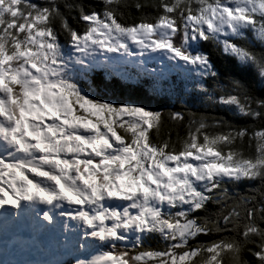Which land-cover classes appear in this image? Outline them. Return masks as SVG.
<instances>
[{
	"label": "snow or ice",
	"instance_id": "snow-or-ice-1",
	"mask_svg": "<svg viewBox=\"0 0 264 264\" xmlns=\"http://www.w3.org/2000/svg\"><path fill=\"white\" fill-rule=\"evenodd\" d=\"M0 264H264V0H0Z\"/></svg>",
	"mask_w": 264,
	"mask_h": 264
},
{
	"label": "trees",
	"instance_id": "trees-1",
	"mask_svg": "<svg viewBox=\"0 0 264 264\" xmlns=\"http://www.w3.org/2000/svg\"><path fill=\"white\" fill-rule=\"evenodd\" d=\"M92 2L98 4V0H92ZM203 47L208 48L210 46L203 45ZM214 59L216 60L217 65L222 72H230L233 74H237L240 77H247L250 75L247 68L245 66L239 65L237 61L232 57H219V56L214 55ZM98 76L102 77V74H98ZM113 84L118 86L117 87L118 92L125 93L127 97H130L133 99H145L146 100V98L142 95L143 87L145 85H138L134 81L125 82L124 84H121L119 80H114L113 82L107 84V86L112 87ZM146 102L150 103L153 107H160L168 103L166 100H159V101L146 100ZM165 131H167V129H165ZM181 131L183 130L181 129ZM173 135H175L174 131H173ZM153 243H155V241H153Z\"/></svg>",
	"mask_w": 264,
	"mask_h": 264
},
{
	"label": "rangeland",
	"instance_id": "rangeland-1",
	"mask_svg": "<svg viewBox=\"0 0 264 264\" xmlns=\"http://www.w3.org/2000/svg\"><path fill=\"white\" fill-rule=\"evenodd\" d=\"M121 183H124V181L122 180Z\"/></svg>",
	"mask_w": 264,
	"mask_h": 264
}]
</instances>
